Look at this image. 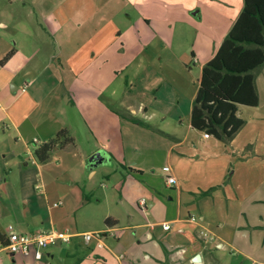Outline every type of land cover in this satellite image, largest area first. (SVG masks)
I'll use <instances>...</instances> for the list:
<instances>
[{
    "label": "crops",
    "instance_id": "0c3cea01",
    "mask_svg": "<svg viewBox=\"0 0 264 264\" xmlns=\"http://www.w3.org/2000/svg\"><path fill=\"white\" fill-rule=\"evenodd\" d=\"M37 1L30 4L37 3L44 23H36L34 30L18 17L11 18L0 11V234L6 237L10 230L21 234L55 230L72 238L42 250L40 258L35 251L28 256L6 255L0 264H164V260L168 264H226L216 256L217 249H231L235 254L232 256L240 254L243 258L239 257L237 264H245L244 260L249 264H264V258L252 253L255 244L252 241H248V246L237 245L226 239L221 228L214 239L208 237L209 227L224 220L222 201L217 197L219 192L211 196L200 193L219 184L201 186L203 173L193 163H183L182 176L170 164L167 178L174 177L176 181L174 184L166 181L163 189L170 201L176 199L178 215H184L183 218L132 226L125 224L122 216L124 204L132 199L133 190L138 189L134 181L144 180L147 169L159 165L158 155L165 152L171 162L174 158H185L190 151L188 132L182 134L184 115L188 129L195 130L200 140L206 143L212 139V136L204 138L205 133L191 125L200 80L191 90L186 79L180 80V70L179 74L167 70L171 56L179 60L182 68H187V63H183L186 53L178 54L172 48L177 37L180 40L191 35L194 27L191 16L202 11L197 0L170 5H163L162 0H135V9L141 4L142 11L133 26L136 33H126L131 39L121 32L116 36L119 27L114 14L113 18L110 16L113 6V12L118 15L116 0L103 4L89 0L90 9L80 0H62L68 7L58 5L46 12L43 10L46 2ZM232 6L230 2L223 9L227 17L222 22L227 24H222L224 30L219 37L215 36L213 24L196 27L199 35L195 38L200 44L193 43L190 62L201 64V72L240 16L244 0L239 10ZM196 8L200 10L191 13ZM127 19L132 21L131 16ZM140 19L146 33L137 27ZM119 39L121 47L117 49ZM32 41H41L43 53H39L37 43ZM136 41L138 46L134 44ZM133 44L136 50L131 52ZM11 51L13 56L3 62ZM118 51L127 53L125 64L114 70L106 69L111 65L109 56ZM154 120L160 122L155 125ZM63 129L74 138L75 147L55 146L51 160L39 163L31 155L30 145L34 143L36 150ZM141 134L147 137L146 141L138 139ZM191 145L197 148L194 141ZM97 153L103 162L93 167L90 159ZM144 156L149 160L147 166L140 160ZM118 165L124 172L128 168L133 171L125 173L117 185L120 199L114 204L111 195L104 193L99 198L93 190L102 167L118 171ZM147 189L152 198L149 204L143 208L140 200L137 205L149 214L154 199L163 200V194L154 188ZM103 201L114 207L113 212L109 210L103 216L105 228L80 232L83 224L80 214L91 216L90 210L100 207ZM244 210L240 214L245 218ZM190 217L196 221H190ZM107 219L110 225L106 224ZM242 220L235 232L241 238L250 235L253 239L255 231L249 232L241 226ZM167 222L171 229L165 231L163 225ZM262 222L264 217L260 216L254 226ZM226 223L222 222L221 227ZM148 226L151 228L148 231L132 233ZM89 232H106L107 236L87 243L80 235ZM134 234L139 238L135 239ZM145 240L153 241L156 247L164 246L168 251L166 259L161 252L153 256L136 254L144 247ZM197 254L201 255L199 263L193 261ZM228 264L236 262L232 259Z\"/></svg>",
    "mask_w": 264,
    "mask_h": 264
},
{
    "label": "rangeland",
    "instance_id": "374dc122",
    "mask_svg": "<svg viewBox=\"0 0 264 264\" xmlns=\"http://www.w3.org/2000/svg\"><path fill=\"white\" fill-rule=\"evenodd\" d=\"M33 1L34 0H0V11L2 12L3 10L8 17H18V19L21 20V23H24L29 29L33 28L34 30L35 27L38 26L36 23L40 22L43 24L44 20L41 18L42 13L37 3L35 5L30 4ZM41 1L46 2V7L43 9L44 12L51 11L58 5L68 7L62 0H38L37 2ZM86 1L80 0V3H85L83 6L89 7V0ZM97 1L103 4L104 2L106 3L107 0ZM116 1L118 3V15H116V12H113L115 9L114 6L110 15L113 18L114 14L119 27L116 36L121 32L127 38H130L129 35L136 33V29L133 26L136 24L135 21L141 16L142 5L139 4L135 9V0H133L134 2L130 0V4H126L121 0ZM178 1H182V3L188 2L185 0H162V4L170 5L173 4V2L178 3ZM196 2L201 6L202 11L196 16H191V20L194 23L191 35L182 36L180 40L177 37L172 48L173 51H176L178 54L186 53L183 63H187V68H182L179 60L172 58L174 56H171L167 68V70L176 74H179L178 71L180 70V80L186 79L191 90L194 89L193 85L198 86L202 73L200 71L201 64L194 65V62H190L192 61L191 53L193 50V43H195V45L200 44L199 40L195 38L196 35L197 37L199 35L196 33V27L201 25L210 26V24H213L215 27V36L219 37L221 30H224L222 24H227L223 23L227 17V15L224 14V7L231 2L233 4V9L239 10L243 5V0H197ZM88 9H90V7ZM197 10L200 9L196 8L194 11H191V13L196 12ZM107 15L109 16V11ZM128 16H131L132 21H128ZM137 27L140 31L146 33L143 27V20L140 21ZM126 37L124 40H127ZM32 42L37 43V49L40 51L39 53H43L42 51H44L45 48L40 46L41 41ZM126 42L128 43V41ZM134 44L138 46L137 41L134 42ZM135 45L134 48L130 50L131 52L136 50ZM120 47L121 42L119 39L117 40V49ZM126 56L127 53L124 54L121 51H118V54L112 52L109 56L111 58L110 68L106 67V69L112 68V70H114L124 65L127 59ZM190 68L193 69L190 70ZM112 74H114V72H112ZM256 85L259 95V105L255 107L244 105L239 106L238 116L245 122V125L230 142L217 140L212 136L211 140H206V143H204V141L200 140V136L195 130L189 128L191 131L189 132L188 122L186 121L187 117L184 115L183 119L185 124L182 128V134L185 135L188 132V142L191 147L190 151L186 152L185 158H182L181 156L179 158H174L171 162H169L165 152L163 155H158L156 161L159 165H156L155 168L147 169V177L144 180L136 179V182L134 181V184L138 189L133 190L132 199H128L122 208V216L125 218V224L142 226L148 223H162L166 220L178 217L183 218L184 215H178L176 199L174 202L170 201L168 194L163 191V189L166 186L165 182L167 181V176L170 174V164L174 171L177 172L176 174L182 176L184 175V172L181 171L183 169V163H193L196 165V169L200 171L201 174L203 173L202 178H204V180L202 181L201 179L199 181L201 186H206L207 184L221 185L218 190L212 193V195L219 192L217 197H220L222 201L223 209L221 215L224 220L214 222L209 227L211 233H207L209 235L208 237L214 239V234L218 232V228H221L222 232L226 234V239L232 242L234 241L237 245L248 246V241L255 243L251 248L252 253L259 259L264 258V223L262 222V225L260 226H254L256 224V219H260V216L264 217V66L256 71ZM183 106L185 107V103ZM159 122V120L152 121L155 125ZM138 139H141L143 142L146 141L147 137L141 134V136L138 135ZM193 141L197 145V148H194L191 145ZM30 147L33 150L31 153L32 155L36 148L35 144L32 143ZM26 157L28 156L26 155ZM25 160L29 161V159ZM140 160L143 161L144 166L149 164L147 156L142 157ZM117 169L119 170L115 171L112 167L108 168V166H103L101 172L95 178L93 190V193L99 198L102 197L104 193L109 196L111 195L114 204L119 202L120 199V191L117 189V185L123 181L124 176H126L125 173L130 174V170L126 169V172H124L125 170L122 166L118 165ZM181 179L183 178L181 177ZM147 187L154 188L155 191L157 190L163 194V200L160 198L157 200L154 199V207L149 208V214L137 205L142 199H146L148 204L152 199H150V190H148ZM93 201H96L95 198H93ZM212 203H214L213 200ZM243 208L245 209L244 211L247 212L245 218L240 214V210L242 212ZM109 210L113 212L114 207L103 201L100 207L90 210L92 214L91 216H86V214L82 212L79 216L80 223H83L82 227H80V232L87 228L104 229L105 225L103 216ZM129 214L132 215L131 218L128 217ZM242 218L241 226H245V229L249 232L255 231L253 239L250 238V235L246 238H241V235H238V233L235 232L237 231L236 226H239V220ZM89 219H92V221H89ZM225 221H227V223L225 227L222 228L221 224ZM150 229L149 226L147 228L134 229L132 230V233L136 232V234H139ZM115 234L116 233H112V236H115ZM136 234L133 236L135 239L139 238V235ZM135 245L138 247L136 243ZM142 245H144V247L138 249V253L136 254H150L153 256L152 254H158L161 252L166 259L167 255L162 245L156 247L154 246L153 241L149 242L147 240H145ZM187 246H189V244ZM223 252L224 255H222ZM232 252L231 249L225 251L220 249L215 250L216 256L222 258L224 263L228 264V261H232V259L236 264L239 263V257L242 256L238 253L236 254L237 256H232L235 255ZM5 256V253L0 254L1 259H5ZM128 256L132 257L131 254H128ZM164 262V264H168L165 260ZM243 262L249 264L247 260H244Z\"/></svg>",
    "mask_w": 264,
    "mask_h": 264
},
{
    "label": "trees",
    "instance_id": "16d2710c",
    "mask_svg": "<svg viewBox=\"0 0 264 264\" xmlns=\"http://www.w3.org/2000/svg\"><path fill=\"white\" fill-rule=\"evenodd\" d=\"M14 54L11 51L3 60ZM264 66V0H244L243 10L216 55L204 66L200 86L193 101L191 125L217 140L230 142L245 122L238 116L239 106H258L256 71ZM55 146L74 148L75 140L66 129L35 150L41 164L51 160ZM133 171V169H128ZM219 185L203 191L211 196ZM110 225V219L106 220ZM0 241L6 237L0 234ZM166 255L167 249L163 246Z\"/></svg>",
    "mask_w": 264,
    "mask_h": 264
},
{
    "label": "built area",
    "instance_id": "2783aa9c",
    "mask_svg": "<svg viewBox=\"0 0 264 264\" xmlns=\"http://www.w3.org/2000/svg\"><path fill=\"white\" fill-rule=\"evenodd\" d=\"M211 136L207 133L204 134V138L208 139ZM174 177H168L167 183L174 184L175 183ZM146 199H142L139 203L141 207L144 208L146 206ZM190 221L195 222V217H190ZM163 229L168 231L171 229L170 223H164ZM107 233L103 232H89L80 235L84 239L85 242H91L92 240L101 241ZM72 238L71 235L61 233L55 230L47 231H38L29 234H21L17 233L13 230H10L9 233L6 235V243L0 241V254L5 253L6 255H24L28 256L33 251H35L37 257H41V251L49 248L52 245H55L59 242L67 243ZM1 263V258H0Z\"/></svg>",
    "mask_w": 264,
    "mask_h": 264
},
{
    "label": "water",
    "instance_id": "95a60500",
    "mask_svg": "<svg viewBox=\"0 0 264 264\" xmlns=\"http://www.w3.org/2000/svg\"><path fill=\"white\" fill-rule=\"evenodd\" d=\"M103 160H102V157H101V154H95L91 157L90 159V163L91 165L94 167V166H97L98 164L102 163ZM193 261L196 262V263H199L201 262V255L200 254H197L194 258H193Z\"/></svg>",
    "mask_w": 264,
    "mask_h": 264
}]
</instances>
